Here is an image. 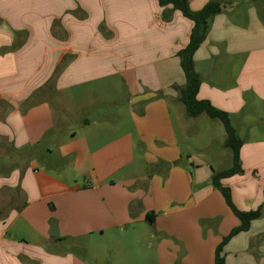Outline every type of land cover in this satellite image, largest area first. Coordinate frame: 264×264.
Returning a JSON list of instances; mask_svg holds the SVG:
<instances>
[{
  "label": "crops",
  "instance_id": "1",
  "mask_svg": "<svg viewBox=\"0 0 264 264\" xmlns=\"http://www.w3.org/2000/svg\"><path fill=\"white\" fill-rule=\"evenodd\" d=\"M170 9L166 19L158 0H0V264H215L241 223L212 181L232 162L217 167L209 143L186 138V121L206 114L187 116L179 99L194 22ZM195 68L199 99L244 140L242 173L221 183L238 209L262 207L225 245V264H264V133L252 130L264 119V1L213 16ZM118 76L128 116L70 114L72 96L114 104Z\"/></svg>",
  "mask_w": 264,
  "mask_h": 264
},
{
  "label": "trees",
  "instance_id": "2",
  "mask_svg": "<svg viewBox=\"0 0 264 264\" xmlns=\"http://www.w3.org/2000/svg\"><path fill=\"white\" fill-rule=\"evenodd\" d=\"M245 0H209L201 9L193 10L190 7L189 0H158L159 5L165 8L163 13L166 19H170V10H179L181 13L194 22L190 39L187 46L178 52L181 61V66L185 74L186 82L180 89V101L185 105L186 114L189 117H196L205 113L213 119H219L227 133L224 142L225 147L232 151V166L222 171H215L212 176L214 186L221 191L226 203L239 218L240 225L233 228L231 232L223 237L221 243L217 246L215 252V264H225L224 247L227 242L236 234L247 231L250 228L251 222L261 217L262 207L254 210L243 211L238 209L233 201L231 190L225 187L221 180L242 173L241 166V147L243 140L239 137L236 128L233 126L228 112L216 108L209 100L199 99L198 94L202 83V77L195 68V53L205 41L213 16L223 12L229 5L235 2ZM60 72V67L55 72V77ZM148 217L150 214L148 213ZM73 252L81 253L78 250L71 249ZM82 254H85L83 251Z\"/></svg>",
  "mask_w": 264,
  "mask_h": 264
},
{
  "label": "rangeland",
  "instance_id": "3",
  "mask_svg": "<svg viewBox=\"0 0 264 264\" xmlns=\"http://www.w3.org/2000/svg\"><path fill=\"white\" fill-rule=\"evenodd\" d=\"M264 1V0H263ZM116 81L118 83L116 84V89L112 91L110 95H112V99H114V104L108 105L106 104L105 100H108V97H101L100 94L95 95H90L87 94L85 97L86 99L84 101L81 100L80 97L76 98L74 96L69 99L68 102V109L70 111V114L72 116H88V117H98V116H111L112 119L114 120L118 114H124L125 116H128V110L129 107L128 101H127V92L124 88V85L122 83V79L120 76L116 78ZM109 96V94H107ZM57 103V101H55ZM81 103H88V105H91V109L89 112L86 113H81ZM254 118V117H253ZM186 124L191 126L189 132L187 133L188 139H191L192 141V146L195 147H203L205 143H209L210 145L206 144L207 148H205L203 151L204 153H207L211 156V159L215 163V165L219 168L222 167H228L231 162H232V151L229 148H218V144L212 145L211 138L215 139H224L226 138V131L224 128L223 123L219 119H213L209 117L208 115H204L200 117V119H195L194 121H191L190 119L186 121ZM235 125H238V121H234ZM70 127H73V129H78L81 127L79 124V121H73L70 124ZM240 135L242 138L246 137L247 130L246 127L240 128ZM237 130V128H236ZM252 130L258 134L259 136L264 133V119L262 121H258L257 119L253 122ZM181 133V131H179ZM238 132V131H237ZM182 137V135H181ZM183 139H185L183 137ZM194 142V144H193ZM185 144V140H183V143ZM244 144V140H243ZM202 150H197V152H201ZM217 157V159H216ZM216 159V160H215ZM102 263L101 264H115V261L113 260L112 257L107 256L105 258H102ZM117 261V260H116ZM96 264V263H95Z\"/></svg>",
  "mask_w": 264,
  "mask_h": 264
},
{
  "label": "water",
  "instance_id": "4",
  "mask_svg": "<svg viewBox=\"0 0 264 264\" xmlns=\"http://www.w3.org/2000/svg\"><path fill=\"white\" fill-rule=\"evenodd\" d=\"M56 230V229H55ZM53 235H55V236H57V232H55V233H52Z\"/></svg>",
  "mask_w": 264,
  "mask_h": 264
}]
</instances>
